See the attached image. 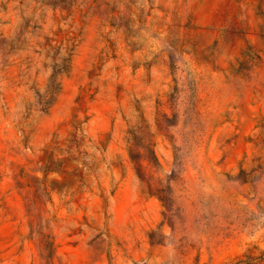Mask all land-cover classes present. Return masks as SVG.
Returning <instances> with one entry per match:
<instances>
[{
  "label": "rangeland",
  "instance_id": "1",
  "mask_svg": "<svg viewBox=\"0 0 264 264\" xmlns=\"http://www.w3.org/2000/svg\"><path fill=\"white\" fill-rule=\"evenodd\" d=\"M0 264H264V0H0Z\"/></svg>",
  "mask_w": 264,
  "mask_h": 264
}]
</instances>
